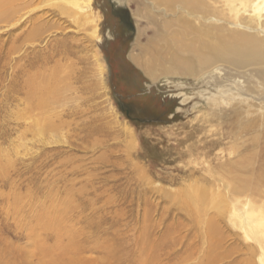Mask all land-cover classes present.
<instances>
[{
	"label": "rangeland",
	"instance_id": "1",
	"mask_svg": "<svg viewBox=\"0 0 264 264\" xmlns=\"http://www.w3.org/2000/svg\"><path fill=\"white\" fill-rule=\"evenodd\" d=\"M117 1L93 0L97 38L67 2L0 12V264H262L263 244L211 207L247 201L219 187L252 134L208 112L195 81L152 85L129 55L163 45L172 19ZM252 197L261 219L264 187Z\"/></svg>",
	"mask_w": 264,
	"mask_h": 264
},
{
	"label": "bare ground",
	"instance_id": "2",
	"mask_svg": "<svg viewBox=\"0 0 264 264\" xmlns=\"http://www.w3.org/2000/svg\"><path fill=\"white\" fill-rule=\"evenodd\" d=\"M15 1L18 0H0V12L7 13ZM59 1L72 7L65 12L75 13L73 17L76 21L78 17L84 28L92 26L91 35L97 38L98 25L93 23L91 12L93 0ZM146 3L160 15L159 18L171 17L172 21L165 22L170 38L163 40L164 46L159 40L160 35L150 39L146 46L135 43L134 49L140 53L133 51L129 60L141 68L152 85L162 79L176 78L179 84L175 88L184 91L190 89L185 80L197 82V95L208 112L231 116L226 125L235 137L252 134L254 151L240 155L234 147L233 151L239 153L238 160L229 161L224 173L237 174L228 175V183L223 182L219 187L220 193L226 190L235 197L247 194V201L241 206H232L234 211H231L232 207L228 206L232 203L228 204L227 199L219 202L215 197L216 204L211 207L213 211L224 213L223 217L233 212L234 221L242 224L246 238L255 245L260 241L263 245L258 246L263 249L264 211L259 219L248 210L256 203L252 195L263 193L264 187V0H146ZM83 7L90 8L89 12L79 15V12H85L81 11ZM173 47L181 54L170 51ZM32 92L38 94L35 85ZM188 100L185 98L183 102ZM261 136L262 140L259 139ZM258 144L262 147L256 152L255 159L252 153L259 148ZM42 222H47L48 227L51 223L48 219H42ZM209 229L212 232L211 227ZM250 248L256 249L254 245ZM259 260L264 264L263 255Z\"/></svg>",
	"mask_w": 264,
	"mask_h": 264
},
{
	"label": "flooded vegetation",
	"instance_id": "3",
	"mask_svg": "<svg viewBox=\"0 0 264 264\" xmlns=\"http://www.w3.org/2000/svg\"><path fill=\"white\" fill-rule=\"evenodd\" d=\"M123 52H125V51H123Z\"/></svg>",
	"mask_w": 264,
	"mask_h": 264
}]
</instances>
